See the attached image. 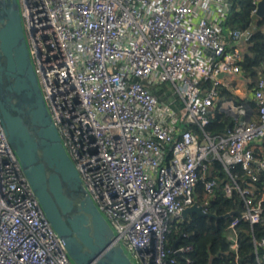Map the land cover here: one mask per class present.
<instances>
[{"label":"built area","instance_id":"obj_1","mask_svg":"<svg viewBox=\"0 0 264 264\" xmlns=\"http://www.w3.org/2000/svg\"><path fill=\"white\" fill-rule=\"evenodd\" d=\"M18 2L45 102L85 187L139 264H172L166 234L198 202L200 182L213 195L210 162L228 172L240 165L252 180L254 165L264 172V156H256L264 152V66L247 89L255 107L220 94L242 77L249 83L240 61L252 30L223 31L230 0ZM164 83L182 101L178 109L152 91ZM215 108L234 118L224 134L183 127L204 128ZM236 189L246 208L229 224L234 249L237 224L261 222L264 200L252 182L225 184L227 196ZM256 243L264 246V238ZM0 264H73L1 121Z\"/></svg>","mask_w":264,"mask_h":264},{"label":"water","instance_id":"obj_2","mask_svg":"<svg viewBox=\"0 0 264 264\" xmlns=\"http://www.w3.org/2000/svg\"><path fill=\"white\" fill-rule=\"evenodd\" d=\"M257 15H264V0L258 2ZM0 121L73 264H136L63 144L32 63L18 0H0ZM233 213L219 216L195 202L182 217Z\"/></svg>","mask_w":264,"mask_h":264},{"label":"trees","instance_id":"obj_3","mask_svg":"<svg viewBox=\"0 0 264 264\" xmlns=\"http://www.w3.org/2000/svg\"><path fill=\"white\" fill-rule=\"evenodd\" d=\"M231 8L226 17L221 20L224 32L231 30H252L251 40L244 45L243 58L240 61L244 77L249 79V87L254 88L255 81L260 76V68L264 66V15L253 14L255 4L253 0H230ZM209 81L203 82L204 86H210ZM152 91L158 97L170 103L172 107H181L182 101L169 88L168 83L153 87ZM223 98H233L241 101L239 95L221 88ZM252 107L256 106L254 100L247 101ZM214 116L204 128L194 123H184L183 127L192 129L202 136L206 131L211 136L224 134L234 125L233 116L214 110ZM256 156H264V152L256 149ZM256 168L257 179L252 180L240 165L235 166L230 172L226 171L219 160H212L209 165L208 177L215 178L217 185L214 187L213 195H207L204 185L200 182L196 188V199L199 203H205L207 211L221 216L234 212L228 217H204L191 214L187 218H175L171 221L170 231L166 234L165 249L167 259L173 260L172 264H264V246L258 245L260 239L264 238V200L262 202V221L252 224L250 221L241 220L236 226L238 233V247H232V241L228 239V228L233 218L240 215L246 208L245 195L238 189L231 196L225 193V184L237 181L240 187L245 188L247 184H253L256 199L264 194V172ZM256 241V242H255ZM181 247H190L185 252H178Z\"/></svg>","mask_w":264,"mask_h":264},{"label":"crops","instance_id":"obj_4","mask_svg":"<svg viewBox=\"0 0 264 264\" xmlns=\"http://www.w3.org/2000/svg\"><path fill=\"white\" fill-rule=\"evenodd\" d=\"M242 78L238 82V85L237 86L234 85V88H232L230 91L235 93L236 95H239L242 98L241 101H248L251 99V96L248 94L249 91L247 92V89L249 88V83L247 82L246 79L242 80ZM234 81L236 82L237 79L235 78Z\"/></svg>","mask_w":264,"mask_h":264},{"label":"rangeland","instance_id":"obj_5","mask_svg":"<svg viewBox=\"0 0 264 264\" xmlns=\"http://www.w3.org/2000/svg\"><path fill=\"white\" fill-rule=\"evenodd\" d=\"M128 254L132 257V259H134L131 253L128 252ZM134 261L136 262V264H139L137 260L134 259Z\"/></svg>","mask_w":264,"mask_h":264}]
</instances>
